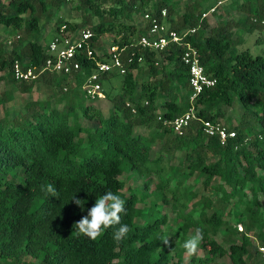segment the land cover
Masks as SVG:
<instances>
[{
  "label": "trees",
  "instance_id": "1",
  "mask_svg": "<svg viewBox=\"0 0 264 264\" xmlns=\"http://www.w3.org/2000/svg\"><path fill=\"white\" fill-rule=\"evenodd\" d=\"M66 1L0 0V24L18 32L10 46L0 42V81L16 83L23 92L38 82L50 84L56 88L55 102L64 105L58 109L30 104L19 118H9L7 113L0 117V264H181L186 253L183 244L197 229L203 232L198 248L204 255L197 263L191 257L187 264H209L225 255L233 264H263L252 237L264 246V210L258 197L259 192L264 194V53L237 48L232 25L245 23L249 32L261 30L264 0H231L230 8L244 12L245 17L236 22L219 20L209 30V16L202 19L200 14L218 0L203 7L187 4L176 18L171 16L175 8L171 0H76L73 7L82 14L81 20L58 18L53 31L62 23L72 29L88 27L94 48L101 47L104 34L115 35L107 45L118 46L126 72L111 98L108 116L84 104L81 88L97 61H106L105 53L83 56L73 83H67L64 75L38 72L48 40L41 39L40 20L51 18ZM162 8H166L168 29L181 32L195 27L185 39L198 50L205 73L215 78V84L194 100L189 98L188 67L180 59L183 45H168L156 63L155 52L138 44L148 24L140 27L128 20L130 13L158 14ZM15 59L23 67H33L37 77L16 80ZM114 72L103 73L101 80ZM234 101L244 112L238 123H225L236 136L222 145L203 133L202 121L220 120L221 107H230ZM191 108L195 117L182 134L163 124ZM249 112L251 121L244 119ZM81 118L88 120V126L81 125ZM151 122L156 127L153 136L135 131L136 126ZM177 150L184 151V156L176 166L167 165V157ZM132 172L147 177L144 190L122 192L121 176ZM195 172L203 187L216 181L212 188L219 200L232 203L227 212L216 207L211 197L193 191L188 181ZM153 175L159 185L156 199L149 201ZM48 185L57 196L48 192ZM109 190L125 201L121 223L130 231L119 243L113 239L119 225L105 229L96 240L74 227L97 197ZM73 197L85 201L83 209ZM139 202L146 207H138ZM165 204L172 207L171 218L167 211L155 213ZM240 224L242 232L237 229ZM253 229H257L254 235ZM218 231L228 241L227 247L214 237ZM172 233L175 240L170 238ZM161 237H169L171 245H165Z\"/></svg>",
  "mask_w": 264,
  "mask_h": 264
},
{
  "label": "rangeland",
  "instance_id": "2",
  "mask_svg": "<svg viewBox=\"0 0 264 264\" xmlns=\"http://www.w3.org/2000/svg\"><path fill=\"white\" fill-rule=\"evenodd\" d=\"M76 0H67L59 10H57L53 16L49 19H41L40 20V26L42 30V36L41 39L45 38V40L49 39L51 36L54 26L56 24V21L58 18H64L68 19L70 21H79L82 18V14L74 9L73 5ZM213 0H171V2L174 3V10L172 12V17L176 18L179 14L183 13L185 10V6L187 4H193L196 3L198 6H205L206 4H210ZM215 2L217 0H214ZM230 2L231 0H222V3L218 6L216 13L214 15H211L208 17V26L207 30L209 28L215 26L219 20H232V22H236L240 18L245 17V13L239 10H234L230 8ZM203 11V10H201ZM89 12V11H88ZM129 21L137 24L140 27H143L145 25V22L143 21V15L142 13H130L128 17ZM164 25L167 28L169 26L168 22L165 20ZM233 30V44L237 46V48H244L247 47L252 54L257 53H264V28L261 30L257 29L253 32H249L247 30V26L245 23H239V25H232ZM18 32L12 30L9 27H6L2 24H0V42H6L7 40L16 38ZM113 33H107L101 36L100 43H101V49L104 50L107 46V44L111 43L114 39ZM40 39V40H41ZM7 48V46H6ZM142 75L145 77L147 76V72L143 71ZM122 75L118 72H114L113 76L109 78H105L102 80V85L106 93V97L103 99H96V100H89L85 98L84 104H91L93 108H97L101 111V113L104 116L109 115L110 108L112 106L111 98L116 95L119 91V86L121 83ZM56 88L53 87L50 84L44 83V82H38L36 83L32 89L29 92H23L20 90V88L17 86L16 83H8L5 80L0 81V117L4 115V113H7V116L9 118H19V116L24 112L25 106L27 105H34L36 108H38V104L45 103L50 107H56L58 109L63 108V103H57L56 101ZM221 110L223 112L222 119H220L221 122L230 124L231 126L238 123L242 119V114L244 112V107L238 102L234 101L232 106L230 107H221ZM245 120L251 121L253 119V115L249 112L244 115ZM80 123L82 126H88L89 122L85 118L80 119ZM155 122H151L148 125H140L135 127V131L142 133L146 137H151L155 134ZM246 130L250 129V126H245ZM256 130V128H255ZM82 136L85 134L82 133ZM154 147V151H157L159 148V144L155 143L152 145ZM184 156V151L177 150L174 152V154L171 156H168L167 158L168 163L167 165H173L176 166V164L179 163V160L182 159ZM171 157V158H170ZM168 172V170L166 171ZM260 172V171H259ZM198 176V173L195 172L191 178L189 179V184L193 185V191L211 197L215 201L216 207H221L225 212L232 206V203H225L221 202L218 198V194L213 190L212 185L216 184V181H212L211 185H208L207 187H203L202 185V178L200 179ZM122 179L125 182L124 189L122 192L127 191L128 189H136L139 191L144 190V180L147 179V177L143 178L139 176L136 172H132L131 174L123 173ZM151 181H149V187H148V193L150 194L147 197V200H154L156 199V190L159 185V179L156 175H153L149 177ZM171 186L175 185V179L171 181ZM152 192V193H151ZM259 201L261 204V207L264 210V194L262 192H259ZM170 198V197H169ZM168 198V199H169ZM138 207L144 208L146 207L144 202H139L137 204ZM243 207L240 206V209ZM171 210L172 207L170 204H165L162 209L155 210V213L167 211L168 216L171 218ZM226 216V213L224 214ZM238 231L242 232L244 230V227L242 224L237 226ZM257 232V229H253L251 234H255ZM214 237L216 240H218L221 244H223L225 247L228 246V241H226L225 238H223L220 231L214 234ZM170 238L172 240L176 239V233H172ZM252 241L256 243L257 241L252 237ZM204 253L201 249L198 248L197 253L195 255H189L187 253H184L183 255V261L181 264H187L191 257L194 256L195 262H198V259L200 257H203ZM209 264H233L231 263L230 259L227 255L217 258L215 261Z\"/></svg>",
  "mask_w": 264,
  "mask_h": 264
},
{
  "label": "built area",
  "instance_id": "3",
  "mask_svg": "<svg viewBox=\"0 0 264 264\" xmlns=\"http://www.w3.org/2000/svg\"><path fill=\"white\" fill-rule=\"evenodd\" d=\"M221 3L222 0H218L215 5L203 11L200 14V18L203 19L210 16ZM166 13V8H162L158 14L154 12H145L143 14V21L149 27L146 33L139 38L138 44L143 48L155 52L156 63L160 61V53L168 45H183L180 59L188 67L189 87L191 88L189 98L190 100H194L204 88L215 84V78L205 73L204 67L200 62L198 50L185 39V36L194 33L195 27L187 28L181 32L168 29L164 25ZM254 21L256 20L254 19ZM259 23L264 28V19H261ZM92 34L91 29L88 27L72 29L68 28L65 23L60 24L44 43L46 57L38 72L64 75L67 76V83H73V76L75 72L80 70V60L83 56H90L92 52L96 54L105 53L107 55L105 57L107 58L106 61H97L95 70L84 78L81 87L86 99L96 100L105 97L101 80L102 74L115 71L122 75L126 72V69L120 59L118 46L116 44L107 45L104 50L101 47L94 48L90 42ZM6 42L10 46L11 39ZM141 60V57H138V61ZM127 61L131 62L132 56H129ZM12 74L16 80H30L37 77L36 70L33 67H23L18 59H15L12 63ZM67 87V85H64L62 89L66 91ZM131 110L135 112L133 106H131ZM194 117L195 111L191 108L185 114L177 116L172 120H163V124L170 126L177 134H182L183 129ZM158 119H160L159 116ZM202 131L207 136L216 137L222 145H225L229 139L236 136V131L229 129L220 120L212 121L204 119L202 121ZM257 250L264 264V246L257 244Z\"/></svg>",
  "mask_w": 264,
  "mask_h": 264
},
{
  "label": "clouds",
  "instance_id": "4",
  "mask_svg": "<svg viewBox=\"0 0 264 264\" xmlns=\"http://www.w3.org/2000/svg\"><path fill=\"white\" fill-rule=\"evenodd\" d=\"M48 192L53 196H57L56 190L52 185H48ZM76 205L83 209L85 201L73 197ZM126 213L125 201L120 195L113 193L111 190L97 197L94 205L88 209L87 215L83 216L79 221L74 223L75 229L79 234H83L92 240L99 238L105 229L115 228L113 232V239L119 243L129 233L130 229L127 224H122V214ZM203 232L201 229H197L195 234L192 235L183 244V248L189 255H195L198 247L203 241ZM161 241L165 245H171L169 237H161Z\"/></svg>",
  "mask_w": 264,
  "mask_h": 264
},
{
  "label": "crops",
  "instance_id": "5",
  "mask_svg": "<svg viewBox=\"0 0 264 264\" xmlns=\"http://www.w3.org/2000/svg\"><path fill=\"white\" fill-rule=\"evenodd\" d=\"M108 78H109V77H108ZM103 89H104V88H103ZM104 93H105V90H104ZM106 96H107V95H106V93H105V97H106ZM105 97H104V98H105ZM101 99H103V98H101ZM221 119H222V118H221ZM136 127H137V126H136Z\"/></svg>",
  "mask_w": 264,
  "mask_h": 264
}]
</instances>
